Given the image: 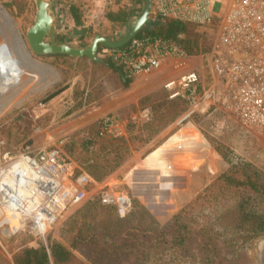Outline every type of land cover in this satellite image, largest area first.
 Masks as SVG:
<instances>
[{"label":"rangeland","instance_id":"1","mask_svg":"<svg viewBox=\"0 0 264 264\" xmlns=\"http://www.w3.org/2000/svg\"><path fill=\"white\" fill-rule=\"evenodd\" d=\"M35 15L33 0H0V57L16 55L25 64L22 77L8 87L0 63V165L21 154L56 150L94 179L93 195L109 186L127 194L131 206L121 215L100 205L94 195L71 208L44 236L4 223L0 264H15L24 249L49 242L71 250L72 264H93L87 259L90 244L73 247L79 232L97 236L103 246L132 234L146 242L156 237L153 223L160 232L198 195L202 198L181 218L182 234L191 233L190 245L182 250L169 249L171 243L160 245V264H264V193L245 183L251 174L264 186V136L247 133L219 114L197 116L185 100L170 98L164 85L177 72L172 64L162 74L119 89L110 73L115 69L99 61L35 54L26 37ZM151 16H156L153 9ZM186 23L189 36L210 49L190 54L205 65L216 43L215 28ZM123 34L108 35L117 40ZM145 34L146 27L139 36ZM93 38L71 46L85 47ZM15 43L26 59L15 52H20ZM101 49L97 55L102 59ZM106 90L117 91L116 96L90 104V94ZM237 161L246 165L234 167ZM228 172L236 178L231 184L221 179ZM173 234L174 229L166 228L159 240ZM149 243L159 244L153 238ZM116 259L100 263H124Z\"/></svg>","mask_w":264,"mask_h":264},{"label":"built area","instance_id":"2","mask_svg":"<svg viewBox=\"0 0 264 264\" xmlns=\"http://www.w3.org/2000/svg\"><path fill=\"white\" fill-rule=\"evenodd\" d=\"M153 12L215 28L216 43L205 65L184 50L181 35L135 37L119 48L102 47L100 55L130 80L167 71L172 64L177 72L164 85L170 98L185 100L197 116L219 114L247 133L264 136V0H153ZM94 183L56 150L10 158L0 165V225L44 236L71 208L94 195L121 215L128 212L127 194L107 186L93 195Z\"/></svg>","mask_w":264,"mask_h":264},{"label":"trees","instance_id":"3","mask_svg":"<svg viewBox=\"0 0 264 264\" xmlns=\"http://www.w3.org/2000/svg\"><path fill=\"white\" fill-rule=\"evenodd\" d=\"M190 28V24L181 22L179 20H174L170 18H164L161 16H154L153 22L146 26L147 34L152 36H161L165 38H178L179 35H183L179 38V42L182 47L188 54H196L198 52L209 53V47L205 44H200L196 38H191L188 34ZM208 45V44H207ZM58 57H68L67 55L57 54ZM88 59V58H87ZM100 65L107 66L109 68H113V64L109 60H102L99 62ZM116 70V69H115ZM131 82L130 79H124V85L128 86ZM180 99V98H177ZM234 167L246 165L241 161H237L234 164ZM114 167H111L112 170ZM243 168V167H242ZM233 171V170H232ZM233 173L228 172L224 174L225 178H221L225 183L231 184L236 181V178H231ZM251 189L261 191L264 193V186L258 185L254 182L253 176L250 174L246 178L245 182ZM244 184V182H243ZM259 187H258V186ZM207 191L211 190V188H207ZM205 190V191H206ZM200 197V198H199ZM201 195H198L194 201L183 207L174 217H172L170 223L164 226L160 232L156 231V223H153V234L156 237H150L146 242H142V240L138 237H120L117 242L110 245H101L100 240L97 236L89 235L85 232H79L74 239L73 247H79L80 244H90L92 247V254L87 255V259L93 263L98 264L100 262H104L111 258V256H116V263H124L122 264H160L159 257L163 250L159 247L160 245H165L166 243H171L169 249L176 250L180 248L182 250L183 247H188L190 242L187 241L188 237H191V233L187 236L182 234L181 232V218L185 214V212L195 207L197 201L201 199ZM98 203L103 205L99 198H97ZM109 208H115L112 206H108ZM119 222L118 220L116 223ZM166 228L174 229V234L169 238H163V240H159L160 236L165 233ZM132 229H134L132 227ZM148 230V228H143ZM141 229H134L137 231H144ZM145 238V236H142ZM153 238L158 241L159 244H150V240ZM94 239V240H92ZM168 249V248H166ZM204 250V249H202ZM132 256V257H131ZM108 258V259H107ZM51 261L54 264H72V262L76 261L75 256L71 250L62 246L56 242H49L47 246H41L39 248H27L24 249L15 259V264H51ZM101 264V263H100Z\"/></svg>","mask_w":264,"mask_h":264},{"label":"crops","instance_id":"4","mask_svg":"<svg viewBox=\"0 0 264 264\" xmlns=\"http://www.w3.org/2000/svg\"><path fill=\"white\" fill-rule=\"evenodd\" d=\"M51 3L55 14V41L70 45L87 43L91 36L95 37L99 34L109 39L112 38L108 34H117L120 32L122 34L124 33V36L130 20L134 17L141 16L145 8V0H51ZM105 31L107 33H104ZM141 31L136 37H141L139 36ZM104 59L112 63L107 58H102L101 61ZM88 61L91 60L88 58ZM92 62L94 63V61ZM92 67L93 65L91 64L89 68L92 69ZM113 67L116 71L110 70V73L119 82V89L123 88L125 86L124 79L126 78L114 64ZM162 73L163 71L159 70L150 75H145V77H135L128 86H132L142 78ZM92 88L91 85H88L87 93H90ZM116 93L117 91L115 90H106L105 93L102 91L97 96L90 94L91 100L89 102L95 105L108 97L114 98Z\"/></svg>","mask_w":264,"mask_h":264},{"label":"water","instance_id":"5","mask_svg":"<svg viewBox=\"0 0 264 264\" xmlns=\"http://www.w3.org/2000/svg\"><path fill=\"white\" fill-rule=\"evenodd\" d=\"M33 1L36 6V15L32 26L26 31V37L31 50L37 55L62 54L73 58L87 57L92 61L100 62L101 59L97 55L100 46L111 49L122 47L136 37L146 25L153 22L151 16L153 0H145L143 14L130 20L125 35L120 39L113 40L99 34L87 46L74 47L55 41V14L51 0Z\"/></svg>","mask_w":264,"mask_h":264},{"label":"bare ground","instance_id":"6","mask_svg":"<svg viewBox=\"0 0 264 264\" xmlns=\"http://www.w3.org/2000/svg\"><path fill=\"white\" fill-rule=\"evenodd\" d=\"M16 46H18V44H16ZM17 48L20 50V52L18 50H15V52H18L19 55L22 54L23 50L19 46ZM2 56L1 57L3 58V61L0 63H2L4 66L3 67V71H4L3 74L5 76H8V79H9V81H8L9 83H7V86L8 85L10 86V84L18 82L19 79L22 77L23 73L25 72V64L23 62L24 60L22 61L16 55L3 54ZM1 57H0V59H2ZM23 57L26 59L27 58L26 54H24ZM26 67H28V66H26Z\"/></svg>","mask_w":264,"mask_h":264}]
</instances>
